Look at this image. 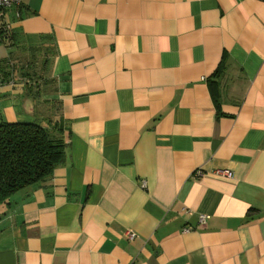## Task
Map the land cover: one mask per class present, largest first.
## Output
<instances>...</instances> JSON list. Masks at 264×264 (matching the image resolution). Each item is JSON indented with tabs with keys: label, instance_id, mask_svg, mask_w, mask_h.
<instances>
[{
	"label": "crops",
	"instance_id": "1",
	"mask_svg": "<svg viewBox=\"0 0 264 264\" xmlns=\"http://www.w3.org/2000/svg\"><path fill=\"white\" fill-rule=\"evenodd\" d=\"M6 17L0 121L45 124L53 102L65 147L0 207V264H264V0H20Z\"/></svg>",
	"mask_w": 264,
	"mask_h": 264
},
{
	"label": "trees",
	"instance_id": "2",
	"mask_svg": "<svg viewBox=\"0 0 264 264\" xmlns=\"http://www.w3.org/2000/svg\"><path fill=\"white\" fill-rule=\"evenodd\" d=\"M6 62L0 61V82L10 74ZM43 105L40 103L41 108ZM46 109L48 112L49 107ZM49 114L52 117L45 124L0 121V207L49 178L63 161L62 130Z\"/></svg>",
	"mask_w": 264,
	"mask_h": 264
},
{
	"label": "built area",
	"instance_id": "3",
	"mask_svg": "<svg viewBox=\"0 0 264 264\" xmlns=\"http://www.w3.org/2000/svg\"><path fill=\"white\" fill-rule=\"evenodd\" d=\"M20 4V0H0V45L5 47L10 46L13 42V34H12V24L8 21L6 17V11L13 7L18 6ZM224 174L226 176H230V172L228 170H224ZM141 187L144 188L146 186L145 180L141 181ZM207 215L200 214L198 217V226H203L206 223ZM190 228L184 229L188 231ZM135 234L133 232H127L128 238H133Z\"/></svg>",
	"mask_w": 264,
	"mask_h": 264
},
{
	"label": "rangeland",
	"instance_id": "4",
	"mask_svg": "<svg viewBox=\"0 0 264 264\" xmlns=\"http://www.w3.org/2000/svg\"><path fill=\"white\" fill-rule=\"evenodd\" d=\"M0 47L3 49V46L2 45H0ZM35 81H37V80H35ZM39 93L42 94L43 93L42 90H39ZM38 100H39V97H38ZM40 102L44 104L43 105V108H41L42 106L40 107V105H38V107H36V111H38V113L47 112V109L46 108L49 107V110L47 112V115L49 117H52V115H50L49 113H53V115H54V113L56 111V107H55L54 103L53 102H49V101L48 102L40 101Z\"/></svg>",
	"mask_w": 264,
	"mask_h": 264
}]
</instances>
